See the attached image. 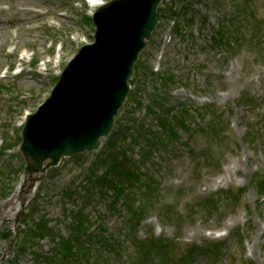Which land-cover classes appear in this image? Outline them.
Returning <instances> with one entry per match:
<instances>
[{"label": "rangeland", "instance_id": "rangeland-1", "mask_svg": "<svg viewBox=\"0 0 264 264\" xmlns=\"http://www.w3.org/2000/svg\"><path fill=\"white\" fill-rule=\"evenodd\" d=\"M197 9L209 23L202 29L197 18L187 41L173 33L161 10L140 55L147 65L178 76L168 97L172 105L191 108L189 130L169 146L156 145L148 159L133 149L156 180L138 196L146 206L141 219L122 198L114 212L98 200L88 207L90 231L99 215L108 233V243L93 254L106 259L102 264H264V0H201ZM94 10L85 0H0V264L55 260L48 236L27 243L20 235L22 225L29 230L25 220L33 202L36 219L44 215L59 237L70 233L66 225L79 207L64 204L62 188L84 179L99 150L63 157L21 206L15 196L23 181L19 143L25 113L44 101L68 60L93 39L88 15ZM218 20L228 28L223 48L208 44ZM144 80L130 89L141 105L126 98L116 119L126 114L153 123L144 93L151 83ZM82 261L77 264H93Z\"/></svg>", "mask_w": 264, "mask_h": 264}, {"label": "trees", "instance_id": "trees-1", "mask_svg": "<svg viewBox=\"0 0 264 264\" xmlns=\"http://www.w3.org/2000/svg\"><path fill=\"white\" fill-rule=\"evenodd\" d=\"M200 2L201 0H171L170 6L159 7V16L163 17L160 13L161 10L166 12L164 16L167 15L174 21L175 34L184 37L197 18H199L203 28L209 23V17L197 9ZM222 22L223 25L219 23L217 29L215 28L216 30L213 27L214 33L210 38V43L214 46L223 45V38L228 28L226 22ZM230 35L234 37L232 42L237 40L238 37H235L234 32ZM151 68L147 62H144L143 58L138 60L134 65L135 71L130 83L134 84L138 79L143 80L144 78L143 82L151 83V88L146 87L144 93H147L148 97L145 112L148 119L152 120L153 123L148 124L145 118L138 120L133 115L130 117L123 114V120H116L115 127L104 139L103 145L96 152L94 160L84 169V179L78 183L71 180L68 185H65L66 187L62 188L61 200L64 201V204L70 201L74 206L79 207L66 225L70 230L69 235L59 237L54 233L44 215H40L36 219V212L33 209L34 202L32 203L30 211L33 212V215L25 220V227H28L29 230L23 229L24 226L22 225L20 235L23 232L22 237L27 243L34 238L41 239L48 236L54 248L52 258L55 260L52 261V264H62L61 258H66L65 264L72 262L77 264L79 258L83 259V263L102 264L103 260L106 259H102V255L93 254L95 246L108 243L106 241L108 233L104 231L103 218L99 215L95 216V221H98V224L93 225L94 229L90 231L94 221L85 213L88 207L98 200L104 203L105 211L109 209L114 212L117 208V202L122 198L124 200L123 207L132 214L135 220L141 219V215H143L141 211L146 206L140 205L138 196L142 191L154 185L156 180L147 168H143L138 160L139 157H133V149L135 147L138 150L141 149V156L148 159L156 145L169 146L173 139L180 137V133H187L189 130L190 120L187 116L190 115L191 109L184 104L172 105V100L166 96L169 94L170 85L176 81L178 76L173 74L169 68L159 71H153ZM130 100L134 101L133 105L135 106L141 105L143 101L137 96L135 90L129 92L128 101ZM79 154L75 156H79ZM45 180L46 178L42 179L38 187ZM70 184H73L74 187ZM78 202L81 203L78 204ZM124 227L127 231L130 229L128 225L124 224ZM96 232L99 235H96ZM80 236L82 240L79 245ZM134 242L136 244L135 240ZM140 245L141 242L138 246ZM110 246L114 247L112 244ZM93 257H98L100 263Z\"/></svg>", "mask_w": 264, "mask_h": 264}, {"label": "water", "instance_id": "water-1", "mask_svg": "<svg viewBox=\"0 0 264 264\" xmlns=\"http://www.w3.org/2000/svg\"><path fill=\"white\" fill-rule=\"evenodd\" d=\"M159 2L110 0L97 8L94 42L80 48L50 95L26 117L19 146L25 161L21 192L32 191L62 156L97 149L108 135L138 53L158 21Z\"/></svg>", "mask_w": 264, "mask_h": 264}, {"label": "bare ground", "instance_id": "bare-ground-1", "mask_svg": "<svg viewBox=\"0 0 264 264\" xmlns=\"http://www.w3.org/2000/svg\"><path fill=\"white\" fill-rule=\"evenodd\" d=\"M87 1V3L89 4V6L91 7V8H94V7H96V6H98V5H100V4H102L103 3V1L102 0H86ZM56 57H58V56H56ZM32 192H29V193H24V192H21V190L19 191V188H18V191H17V193L15 194V196H16V201L18 202L19 200V198H23L24 196H29L30 194H31ZM21 200V199H20Z\"/></svg>", "mask_w": 264, "mask_h": 264}]
</instances>
